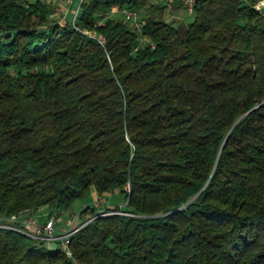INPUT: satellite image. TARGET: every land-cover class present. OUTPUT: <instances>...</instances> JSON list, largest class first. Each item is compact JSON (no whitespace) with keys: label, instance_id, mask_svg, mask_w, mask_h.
I'll return each instance as SVG.
<instances>
[{"label":"trees","instance_id":"trees-1","mask_svg":"<svg viewBox=\"0 0 264 264\" xmlns=\"http://www.w3.org/2000/svg\"><path fill=\"white\" fill-rule=\"evenodd\" d=\"M258 1L196 0L182 23L163 15L181 0H83L76 27L0 0V219L61 217L92 189L131 213L95 216L73 257L0 227V264H264ZM112 5L146 9L136 51Z\"/></svg>","mask_w":264,"mask_h":264},{"label":"built area","instance_id":"built-area-1","mask_svg":"<svg viewBox=\"0 0 264 264\" xmlns=\"http://www.w3.org/2000/svg\"><path fill=\"white\" fill-rule=\"evenodd\" d=\"M83 0H61L54 6L52 17L56 19L58 23L66 24L70 18L74 26L76 25V19L81 9V3ZM182 6L191 14L193 12L194 4L196 0H181ZM255 8L264 13V0H259ZM145 8H136L128 6L112 5L108 10L104 11V15L107 17H119L129 23L132 30L136 31L139 35V43L134 47L136 51L140 45L146 40L143 35V16ZM85 34L91 35L97 38L102 44L105 43L106 38L103 35H98L94 31L82 30ZM128 203V199L125 200L123 205H119V209L115 210L114 207L109 204L107 194H97L93 200L86 204L84 208L89 207L93 211L97 212V215H105L110 213L119 214H131L123 209ZM83 209V208H82ZM73 212L66 220L65 225L60 226V231L57 230V224L61 217L56 215H50L49 217L41 220L35 214L19 213L12 214L7 218L0 219V227L12 228L19 230L27 235L45 240L51 246L59 245L68 257H73L72 250L70 248V241L73 234L87 224L89 220L81 219V210ZM19 223V225L17 224Z\"/></svg>","mask_w":264,"mask_h":264},{"label":"rangeland","instance_id":"rangeland-1","mask_svg":"<svg viewBox=\"0 0 264 264\" xmlns=\"http://www.w3.org/2000/svg\"><path fill=\"white\" fill-rule=\"evenodd\" d=\"M25 1H31V0H25ZM48 2H52V4L55 3H58L60 2L61 0H46ZM156 1H166V3L168 4L169 3V0H156ZM54 5V6H55ZM176 9H173L172 7L168 6V8L163 12V15L168 19V20H173V19H176V12H175ZM178 20L182 23H187L188 21L191 20V14L188 13V15H185V17L183 18H178ZM98 194V193H97ZM96 194V195H97ZM93 195H92V192L86 197V198H83V199H79L77 200L73 206L71 207V209H69V211L66 213V214H62L61 216V219L59 220L58 224H57V230L60 231V226L61 225H65L66 224V220L67 218H69L72 214H74L75 212H78L80 209H84L85 205L90 203L92 200H93ZM107 198H108V202L110 205L112 206H116V205H123L125 200H126V196L124 193H120V192H114V193H109L107 194ZM120 207V206H119ZM82 209V210H83ZM81 210V211H82ZM28 212V210H27ZM74 212V213H73ZM82 213V212H81ZM32 214V213H31ZM34 214L36 216H38L40 219H42L41 217V214H42V211H35ZM95 212L91 209H88L84 214L83 216H81V219L82 220H92L94 217H95ZM46 215V214H45ZM44 218V217H43ZM87 221V223L89 222Z\"/></svg>","mask_w":264,"mask_h":264},{"label":"crops","instance_id":"crops-1","mask_svg":"<svg viewBox=\"0 0 264 264\" xmlns=\"http://www.w3.org/2000/svg\"><path fill=\"white\" fill-rule=\"evenodd\" d=\"M175 12L177 13L175 15L177 19L178 18H183V17H185V15H188V13H189L183 6H181V8H179V9L175 10ZM91 192H92L93 197H95L96 194H97V191L95 189H92ZM40 211H42L41 217L43 218V217H45L47 215L49 209H48V207L44 206L41 210H39V212Z\"/></svg>","mask_w":264,"mask_h":264},{"label":"water","instance_id":"water-1","mask_svg":"<svg viewBox=\"0 0 264 264\" xmlns=\"http://www.w3.org/2000/svg\"><path fill=\"white\" fill-rule=\"evenodd\" d=\"M255 107H256V106H255ZM253 108H254V107H253ZM253 108H252V109H253ZM252 109H251V110H252Z\"/></svg>","mask_w":264,"mask_h":264}]
</instances>
